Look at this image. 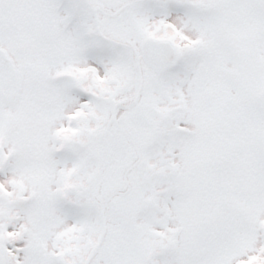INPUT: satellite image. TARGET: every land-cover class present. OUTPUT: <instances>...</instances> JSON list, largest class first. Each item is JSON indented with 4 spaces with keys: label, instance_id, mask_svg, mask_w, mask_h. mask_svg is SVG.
Masks as SVG:
<instances>
[{
    "label": "snow or ice",
    "instance_id": "obj_1",
    "mask_svg": "<svg viewBox=\"0 0 264 264\" xmlns=\"http://www.w3.org/2000/svg\"><path fill=\"white\" fill-rule=\"evenodd\" d=\"M0 264H264V0H0Z\"/></svg>",
    "mask_w": 264,
    "mask_h": 264
}]
</instances>
